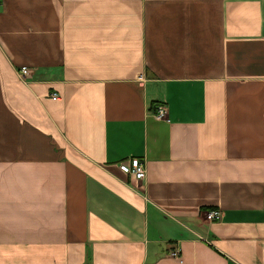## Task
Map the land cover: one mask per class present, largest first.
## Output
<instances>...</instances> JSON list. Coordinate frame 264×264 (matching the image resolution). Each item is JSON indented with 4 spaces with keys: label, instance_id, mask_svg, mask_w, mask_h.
I'll return each instance as SVG.
<instances>
[{
    "label": "crops",
    "instance_id": "obj_1",
    "mask_svg": "<svg viewBox=\"0 0 264 264\" xmlns=\"http://www.w3.org/2000/svg\"><path fill=\"white\" fill-rule=\"evenodd\" d=\"M0 264H264V0H0Z\"/></svg>",
    "mask_w": 264,
    "mask_h": 264
},
{
    "label": "built area",
    "instance_id": "obj_2",
    "mask_svg": "<svg viewBox=\"0 0 264 264\" xmlns=\"http://www.w3.org/2000/svg\"><path fill=\"white\" fill-rule=\"evenodd\" d=\"M30 68L27 65H21L18 69V74L23 80H27ZM51 97L56 99L59 94L56 91L51 92ZM156 115L159 117L166 116V107L164 105H159L156 109ZM118 168L133 179H142L146 175V162L145 159L138 156H129L117 161ZM205 215L208 219L214 220L221 216V211L218 208H209L205 211ZM172 254H177V247L173 248Z\"/></svg>",
    "mask_w": 264,
    "mask_h": 264
}]
</instances>
